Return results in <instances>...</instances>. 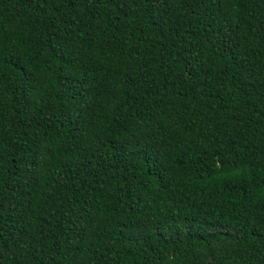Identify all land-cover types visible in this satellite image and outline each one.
Returning a JSON list of instances; mask_svg holds the SVG:
<instances>
[{"label": "trees", "instance_id": "trees-1", "mask_svg": "<svg viewBox=\"0 0 264 264\" xmlns=\"http://www.w3.org/2000/svg\"><path fill=\"white\" fill-rule=\"evenodd\" d=\"M0 264H264V0H0Z\"/></svg>", "mask_w": 264, "mask_h": 264}]
</instances>
